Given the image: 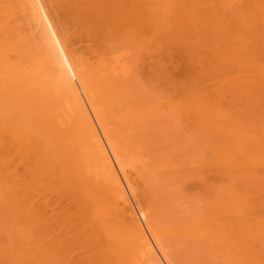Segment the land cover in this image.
Segmentation results:
<instances>
[{
	"label": "bare ground",
	"instance_id": "bare-ground-1",
	"mask_svg": "<svg viewBox=\"0 0 264 264\" xmlns=\"http://www.w3.org/2000/svg\"><path fill=\"white\" fill-rule=\"evenodd\" d=\"M216 1L200 6L196 15L186 11L160 23L142 0H0L2 264H143L146 258L151 264L168 263L159 244L158 220L132 205L130 194L136 188L125 170V150L120 146L125 139L119 141L121 133L115 135L114 118L102 98L109 92L106 83L96 86L102 66L94 61L95 44L109 32H120V24L138 25L168 43L176 38L186 42L207 36L233 38L242 47L239 62L220 56L218 48L210 54L211 69L217 66L225 77L223 81L218 77L221 82L212 77L220 82L213 81L215 91L264 89V0H240L243 9H230L228 14L232 1ZM50 3H55L54 12L63 11L61 15L77 23L74 27L71 22L73 33L79 30L75 35L88 42L83 54L71 50L69 36H76L69 34L68 21L67 27L57 23L59 19L65 23L64 16L54 13L57 20ZM86 52H91L92 61ZM248 156L233 167L264 174V147ZM234 218L246 228L252 226L245 214ZM259 222L264 231V219ZM222 229L228 237L244 232L227 224ZM78 250L87 256L77 252L75 257Z\"/></svg>",
	"mask_w": 264,
	"mask_h": 264
},
{
	"label": "rangeland",
	"instance_id": "rangeland-1",
	"mask_svg": "<svg viewBox=\"0 0 264 264\" xmlns=\"http://www.w3.org/2000/svg\"><path fill=\"white\" fill-rule=\"evenodd\" d=\"M142 1L146 4L142 2L147 7L146 11L154 14L160 23L175 20L186 11L196 15L200 6L202 8V5L212 2ZM231 1L232 8L226 14L230 9H243L240 0ZM53 4L50 3L52 10H56ZM55 10L53 14L59 12ZM59 13V16L65 15ZM57 14H54L56 19L59 17ZM62 19L61 23H65L60 24V19L57 23L65 26L68 21L69 26L65 27L71 28L69 34L75 32L71 23L74 19L69 21L66 16ZM73 26L78 27L77 23ZM75 34L73 36L77 38L69 36L70 48L77 54H83L88 42ZM211 37H203L206 43L203 38L188 39L187 42L176 38L168 43L153 38L138 25L120 24V32H109L103 40L99 38L98 46L95 44L98 47L96 49L95 46L94 52L97 58H93L102 68L99 70L100 79L97 78V84H94L99 87L102 83L107 85L109 92L102 98H106V108L114 118L115 135L121 133L119 141L123 137L125 139L120 141V146L126 151L121 149L126 157L125 170L136 188V194H130L132 205L136 210L140 208L148 212L155 222L158 220L156 224L161 227L158 238L162 233L159 244L168 260L165 264H264V231L259 222L264 219V174L232 165L243 162L248 155L253 156L264 147V95H261L264 89L215 91L216 84L225 77L217 66L211 69L214 64L210 54L218 48L215 51H220V56L224 54L237 62L242 47L233 38ZM227 39L229 42L225 41ZM86 53L85 57L88 55L90 59L91 52ZM100 66L97 65L98 69ZM206 71L210 72L207 74ZM220 76L222 80L218 78ZM213 81L217 83L212 86ZM96 125L99 128L97 122ZM243 150L246 153L244 157ZM233 157L234 162L230 163ZM1 201L0 205L4 203ZM240 213L250 218L252 222L248 223L252 226L248 225L251 227L246 228L243 221L237 223L234 217ZM227 217L230 221L225 220ZM140 219L147 226L146 221ZM233 219L242 226L237 227ZM222 222L236 230L242 228L238 231H244L243 235L237 238L233 234L236 238L233 236L235 239L230 240L233 237L225 234L222 226L225 228L226 224ZM219 226L224 231L221 236ZM202 229L204 234H198ZM208 230L210 232H206ZM1 238L2 235V241ZM240 240L242 242H238ZM80 251H76L74 256L77 257V252L81 255L83 251ZM82 255L87 256L85 253ZM149 260L144 259L143 264H148Z\"/></svg>",
	"mask_w": 264,
	"mask_h": 264
}]
</instances>
